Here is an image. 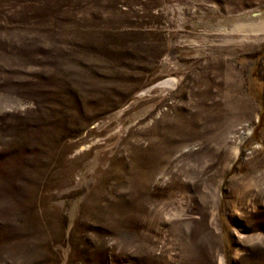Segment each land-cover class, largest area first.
Segmentation results:
<instances>
[{
	"label": "rangeland",
	"instance_id": "1",
	"mask_svg": "<svg viewBox=\"0 0 264 264\" xmlns=\"http://www.w3.org/2000/svg\"><path fill=\"white\" fill-rule=\"evenodd\" d=\"M239 12L0 0V264H264V31L202 25Z\"/></svg>",
	"mask_w": 264,
	"mask_h": 264
},
{
	"label": "bare ground",
	"instance_id": "2",
	"mask_svg": "<svg viewBox=\"0 0 264 264\" xmlns=\"http://www.w3.org/2000/svg\"><path fill=\"white\" fill-rule=\"evenodd\" d=\"M256 17L258 16L256 15ZM202 25H204L207 32H221L223 38L226 39L224 42L245 40L249 33L256 35L258 32L264 31V23L247 12H239L215 25L209 23H203Z\"/></svg>",
	"mask_w": 264,
	"mask_h": 264
}]
</instances>
